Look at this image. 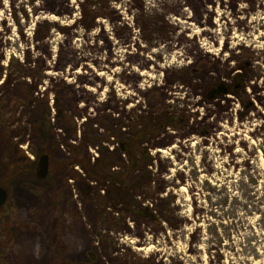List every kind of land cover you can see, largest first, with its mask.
Wrapping results in <instances>:
<instances>
[{
    "label": "rangeland",
    "instance_id": "374dc122",
    "mask_svg": "<svg viewBox=\"0 0 264 264\" xmlns=\"http://www.w3.org/2000/svg\"><path fill=\"white\" fill-rule=\"evenodd\" d=\"M8 6L0 0V185L8 193L0 264H264L263 34L245 40L251 72L241 82L249 91L239 92L252 104L247 120L231 124L234 101L207 96L238 83L185 72L187 62L176 59L154 79L165 89L143 91L121 119L101 101L86 107L85 78L66 79L67 71H86V24L76 26L84 12L42 19L26 0L19 29L6 24ZM258 6L251 24L264 20V0ZM43 155L44 179L37 175ZM144 169L151 187L138 186ZM112 170L134 195L127 208L107 207L110 196L95 182ZM145 208L161 221L142 218Z\"/></svg>",
    "mask_w": 264,
    "mask_h": 264
},
{
    "label": "flooded vegetation",
    "instance_id": "af4514ba",
    "mask_svg": "<svg viewBox=\"0 0 264 264\" xmlns=\"http://www.w3.org/2000/svg\"><path fill=\"white\" fill-rule=\"evenodd\" d=\"M25 1L9 0L8 27H23L20 15ZM31 1L42 9L38 10L42 19L55 14L59 20L66 13L72 18L76 16L75 10L84 12V16L77 18L82 21L74 22L76 26L86 24V87L92 86L96 90L86 89L90 92L86 94V107L101 101L108 108L113 107L115 114L122 119L125 107H137L142 101L139 95L143 91L165 89L164 80L156 88L154 79L157 75L167 76L176 59V65L187 62L185 72L204 78L209 75L227 76L231 82L238 83L236 86L223 84L212 87L207 96L211 101L220 97L234 101L230 102V110L234 111L231 124H235L239 116L241 120L249 118L252 104L246 95H243L246 100L240 99L242 94L239 91L242 90L243 94L244 90L249 91L241 82L251 72L245 40H251L256 31L262 33L260 37L264 39L261 31L264 20L261 25L259 21L251 24L253 14L259 13L260 0H83L86 10L77 0ZM3 5L6 7L5 2ZM60 5L64 9L58 12L56 6ZM207 33L214 34V41L204 46L202 43ZM50 39L51 36L44 37V40ZM187 65H193L192 69ZM178 69L175 70L184 72V68ZM126 70L127 74H138V78L136 75L135 79L123 75ZM220 90H225L226 94H216ZM105 93V100L96 96ZM210 94L216 95L211 98ZM52 104L55 110V102ZM238 108L242 111L240 115ZM163 123L168 124L166 121ZM120 145L121 150L125 149L122 142Z\"/></svg>",
    "mask_w": 264,
    "mask_h": 264
},
{
    "label": "trees",
    "instance_id": "16d2710c",
    "mask_svg": "<svg viewBox=\"0 0 264 264\" xmlns=\"http://www.w3.org/2000/svg\"><path fill=\"white\" fill-rule=\"evenodd\" d=\"M137 137L140 138L141 134L138 133ZM133 148H134V151L136 152L135 153L136 157H139L142 155V148L140 147V144L138 142L134 144ZM101 163H102V159H98L97 165H100ZM110 169H112V167ZM124 178H125V175L120 174L119 172H116L114 170L108 173L107 175L108 181L107 180L102 181L100 178L99 179L96 178L97 180H95V182H97V185H100V189L102 190L106 189V192L109 194L108 196H110V198L107 199V202L105 204L107 207H111V206L117 207L119 203L122 204L126 208L128 207V200H130L131 196H134V195H132L131 192L129 193V190L127 189V187L123 186ZM153 182H154V178H153L152 172L150 171H147L144 169L143 172L139 174L138 176V186L140 187H151ZM139 214L141 215L142 218H147L152 223L161 221V219L154 213V211L149 208L142 209L139 212Z\"/></svg>",
    "mask_w": 264,
    "mask_h": 264
},
{
    "label": "water",
    "instance_id": "95a60500",
    "mask_svg": "<svg viewBox=\"0 0 264 264\" xmlns=\"http://www.w3.org/2000/svg\"><path fill=\"white\" fill-rule=\"evenodd\" d=\"M226 94L225 90H220L218 92H216V94ZM216 94H210L211 98H214ZM39 169L37 172V175L44 179L48 173H49V158L47 155H43L40 159H39ZM8 199V193L7 191L0 185V210L3 208V206L5 205V203L7 202Z\"/></svg>",
    "mask_w": 264,
    "mask_h": 264
},
{
    "label": "bare ground",
    "instance_id": "6f19581e",
    "mask_svg": "<svg viewBox=\"0 0 264 264\" xmlns=\"http://www.w3.org/2000/svg\"><path fill=\"white\" fill-rule=\"evenodd\" d=\"M51 18L52 19H55L54 21H56L57 20V17L55 16V15H52L51 16ZM206 36H207V38H206V36H205V40L203 41V45L205 46V45H209L210 43H211V41H214V34L213 33H207V34H205ZM85 58V57H84ZM78 59H80V57H78ZM77 59V60H78ZM59 76L60 74H58V73H55V76ZM71 75H78V76H82L83 78H85V82H86V71H84V70H82L81 68H78L77 70H75V71H72V72H69V71H67V80L68 81H72V79L70 78V76ZM144 75H146V73H144ZM84 88L85 89H87V90H91L92 92H95L96 90H95V88L94 87H90V88H88V87H86V85L84 86ZM134 94V93H133ZM262 114L264 115V112H262ZM159 152H164L163 150H158Z\"/></svg>",
    "mask_w": 264,
    "mask_h": 264
}]
</instances>
